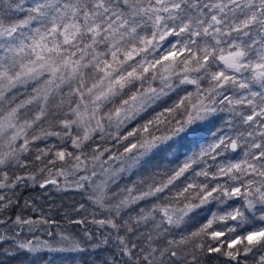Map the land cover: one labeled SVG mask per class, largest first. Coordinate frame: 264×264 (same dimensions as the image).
<instances>
[{
  "label": "snow or ice",
  "instance_id": "6c2138e0",
  "mask_svg": "<svg viewBox=\"0 0 264 264\" xmlns=\"http://www.w3.org/2000/svg\"><path fill=\"white\" fill-rule=\"evenodd\" d=\"M45 252L264 264V0H0V256Z\"/></svg>",
  "mask_w": 264,
  "mask_h": 264
},
{
  "label": "trees",
  "instance_id": "16d2710c",
  "mask_svg": "<svg viewBox=\"0 0 264 264\" xmlns=\"http://www.w3.org/2000/svg\"><path fill=\"white\" fill-rule=\"evenodd\" d=\"M30 196L38 197V203L42 204L45 211H48L49 207L54 205L55 208L53 210L52 215H53V218L57 220H61V216L65 208L70 207L75 201L80 199V197L72 191H68L66 193H57L55 191H50L47 194H42L41 190L38 188L35 189L34 191L23 192L21 199L22 200L27 199ZM28 214L29 213L27 212L25 213V215H28ZM33 215H36V214H33ZM61 225L65 226L62 220H61ZM69 227H71L72 231L74 232L77 231V228L75 226H69ZM36 234L39 235L41 239H47V236L43 231L38 232ZM29 238L31 237L29 236ZM43 255L46 261L48 262V264H80L79 257H77L75 260H72V258L66 253L45 252ZM84 259L86 261L89 258L85 257ZM0 264H28V260L24 254H21L15 260L0 256ZM221 264H223L222 261H221Z\"/></svg>",
  "mask_w": 264,
  "mask_h": 264
}]
</instances>
